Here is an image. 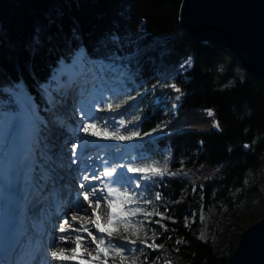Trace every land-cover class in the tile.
<instances>
[{
	"label": "trees",
	"instance_id": "1",
	"mask_svg": "<svg viewBox=\"0 0 264 264\" xmlns=\"http://www.w3.org/2000/svg\"><path fill=\"white\" fill-rule=\"evenodd\" d=\"M181 1L0 0V94L22 82L44 106L42 82L58 58L69 59L80 47L88 60L121 50L116 61L125 69L123 79L160 94L140 107L142 134L168 120L143 142L148 161L157 166L165 147L172 156L167 170L175 175L155 176L153 183L161 197L158 225L168 229L164 243L191 264H226L227 254L188 226L186 216L199 201L185 190L203 184L208 202L215 192L243 186L248 171L264 164V78L235 72L239 61L232 52L193 39L179 22ZM187 58L192 65L185 69ZM171 79L184 92L176 115L165 108L179 101ZM215 119L220 130H214Z\"/></svg>",
	"mask_w": 264,
	"mask_h": 264
},
{
	"label": "rangeland",
	"instance_id": "2",
	"mask_svg": "<svg viewBox=\"0 0 264 264\" xmlns=\"http://www.w3.org/2000/svg\"><path fill=\"white\" fill-rule=\"evenodd\" d=\"M82 50L84 52L83 48ZM122 53L123 52L120 50V51H117L116 53L108 55L107 57H101L100 59H98V61H96L98 64V66L96 67L97 72L101 73L103 71V67H105L108 71L107 78H102V80L98 79L100 80V85L97 84L94 87V89H97L95 92L96 93L98 92L100 96H98L97 100H93L94 97H92L93 101H91L92 103L90 104L91 95H89L88 97H85L84 100H81L77 107L78 109L81 110L82 107H85V106L91 107L93 105L94 108L98 109L99 117L102 118V120L99 119L101 122L99 120L96 122L97 128L95 130L102 132L105 128H107L109 133H114L115 131H119L120 128L117 127L118 129H115L116 126L115 128L112 127V124H110L109 122V117L106 112L110 111L108 110L107 105L111 103L113 105L112 110L118 109L122 111L118 120L123 119L125 121L124 126H126V127L122 126L121 128V129L126 128L124 129L126 131L125 132L120 131L119 134L117 135L127 136V135H131V133L134 131H139L141 133L142 138H133L132 140H128V141H138V142L135 147L131 148L129 146L130 152L124 155V157H121V158L111 157L108 159L105 158L109 160V163L112 164V168L116 169V172L123 170V169H128L129 167L143 168V167L152 166V165H155L156 167L163 170L164 168H168L171 165L172 156H171L170 149L168 147L164 148L163 150L164 159L162 161V164L160 166H157L155 162L148 161V156L144 152L143 142L148 137L156 136L158 132H162V129L167 124V121H168L167 118L162 123H160L159 126H161V130L153 132L152 135L150 136H144L142 134V131H141L142 128L139 123L140 107L142 103L146 99L152 96L154 97V100L157 102L159 100L160 94L157 93L156 90L141 91L138 86H132L123 79L125 69L120 67V64L116 61V58L123 56ZM82 58L85 59V55ZM185 63H187L188 68H190L191 58H187V60L183 64ZM87 64L90 65L92 63L87 62ZM56 66H57V69H58V66L59 68H63V67L67 68L65 66L64 61L61 59L57 60ZM91 67H93V64ZM118 67H120V69H117ZM55 69L56 67L52 70L51 75L53 76H50V78L59 79L57 72H54ZM245 70L246 69L242 67L240 63L235 66V72H238L239 74H243ZM113 73L117 74V77H114V78L117 80L116 82L118 84H115V85H113L110 82V80H112L113 78L112 76ZM113 83H115V81H113ZM172 84L176 85V81L174 79H171L170 83H168L169 86ZM62 86L66 87L68 86V84L62 85ZM177 87L180 89L179 86ZM94 89H92V91ZM5 90L6 92H3L2 94H0V108L1 106L8 108V107L15 106L16 104H18L17 101H19L18 100L19 94L15 93L16 94L15 96L16 99H15L14 98L15 94H13L12 92L17 90L16 92L19 91L20 93H22L26 89H24L22 82H18L17 86H15L14 88L6 87ZM9 90H12V92H10ZM96 93H95V96H96ZM183 95H184V92L181 91L179 93V97H182ZM58 97H60V94ZM74 100L78 101V97L75 96ZM180 100L181 99L179 98V101ZM49 101L50 99H48V102ZM46 104L47 103L45 102L44 106L40 109L35 104L36 109H38V112L39 110L41 111L39 113V116L44 118V121L42 123V126L44 127L43 129H41V131L44 133H47L46 122L48 121L51 122L50 117H49L50 114L47 115L48 114L47 110L49 109V111H51V107H54L56 110L59 108L55 103H52V104L50 103L49 105H46ZM62 104H64L63 109H62L63 112H66L67 109L74 112V110L77 109L75 108L76 107L75 104H72L71 102L67 100L63 101ZM117 104L120 105L119 108L116 107ZM178 107H179V104L165 105L166 111L168 113H170L171 111L172 115L177 114ZM206 110L208 111L211 109H206ZM10 113L11 111H9V114ZM171 114H169L168 119L171 118L170 117ZM7 115H8L7 111L0 112V117H5ZM90 115L91 117H93V119L89 120L87 118L88 122L83 119L84 117L82 114L79 116L78 113H75L73 117L71 116V118L73 119L72 120L73 123L71 125L75 126V127L73 126L75 128V130L73 131V134H71L72 130L71 131L68 130L69 133L66 132V128L69 127L68 125H69V122H71V119L68 121V123H64L63 121H61L63 118V114H59V115L57 114L56 116H54V119L52 122L54 126L53 131L55 132L59 131L58 133L65 136L66 139H64V137L63 138L60 137V142H62L61 143L62 145L60 148H59L60 144L58 142H57L58 143L57 145H55L56 143L51 144V142L48 141L49 139H47V141L45 142V146L46 147L48 146L49 150H45V146L43 144L44 150L42 151L41 158H45L47 154H50V155L53 154V157L55 158V160L62 161L61 157L71 156V159L74 158V161L73 162L71 161L72 166H70L69 170H71L70 171L72 173L71 175L73 177H76V173H73V168L77 166L78 161H79V159L76 158L78 152L80 150H84V155L81 161L90 159L89 155H91L93 152L89 150H85V149L89 145H91L90 142L98 138L95 136H91L90 134H85L82 131V127L85 125V123L87 124L95 120L94 115L92 113H90ZM80 118H82L83 120H80ZM104 118L105 120H107V123L105 127L104 126L101 127L103 125L101 123L104 121ZM39 123L37 125L38 128L40 127ZM77 124H79L78 125L79 128H76ZM81 124L82 126H80ZM58 128H62V130ZM112 128L114 132L112 131ZM89 137L92 139H89ZM55 140H58V138L55 137ZM104 140H108V139L102 138L99 140L96 139L95 141H104ZM42 142L44 141L39 140L40 144H42ZM66 143L70 144L71 147L70 145L68 146V144L66 145ZM77 144H79L80 147L76 149L77 152L75 155H73L72 154L73 146ZM54 145L55 147H53ZM69 148L71 149V151L69 150ZM92 156H95V154H92ZM41 158H37L36 160V157H35L34 163H36L37 161L41 162L40 160ZM82 166H85V165H80L81 168ZM67 169H68V166H65L64 171H60V170L58 171L59 174L62 176V178L65 177ZM42 172H44V170H42ZM79 174H81V170ZM135 174H137L140 177L139 183L141 186L136 187L135 186L136 182L132 181L131 194H129L125 198V201H127L128 203H135V206L130 205L129 207L125 208L123 210L124 213L123 214L121 213L120 215L122 217H126L128 216V213H130L132 214L131 219L122 218L121 221L118 223L119 226L116 224L117 220L114 219V224L110 226L109 225V222L111 221L110 218L105 220L102 216H99L100 223L104 227H106V223H107V225L111 227L109 228V231L111 229V233L114 236L111 235V238H113V241H107L106 248L109 252L105 250H103L104 253L99 252L100 255L102 256L101 258L103 261L97 262V264H166V262H169V261L171 262V264H191L187 259H185L184 257H181L180 255H175V254L171 255L170 252L168 251L167 244L164 243L163 227L159 226L158 223H156V221H159L157 218V213L158 212L162 213V210L159 204L156 202V198H155L157 194L153 186V183L155 182V176L149 180H144L142 178L143 174L141 173H135ZM90 176H92V174ZM62 178H60L61 182H63ZM120 178L124 181L129 179V177H127L126 175H121ZM76 180L79 181L78 177H76ZM125 184H126L125 185L126 187H129L127 183ZM141 193H143L142 196H141ZM185 193L195 196V198L199 201V205H196L193 208H191V210H189L186 216V222L188 226L191 227V229L193 230V233L196 236H198L202 240L211 242L217 252H219L220 254H228L234 249L243 229L246 226L250 225L251 223L257 221L264 213V164L248 171L245 177L243 186L230 189L228 193H225V194L215 192L214 198L210 199L208 202L205 201L206 193L204 191L203 184H198V183L188 184L186 187ZM77 194L78 192L75 189V196ZM122 197L123 196H121V198ZM121 201L122 203H125L124 198L121 199ZM133 201H137V202H133ZM145 201H151V202L146 203ZM46 203H47V208L50 209L51 203H52L51 200H47ZM33 204L34 202H32L31 206ZM85 204H87L86 201H85ZM106 208H107V205H106ZM137 208H139L140 210L138 212L134 211ZM44 211L48 213L49 210L42 209L41 207L37 215H42ZM148 213H151V214L148 215ZM88 214L83 213L84 216H92V212ZM73 215L74 214L72 213V210L59 211L58 213H56V215H54L55 216L54 224L58 227L60 225V222L68 220V218L70 220ZM70 221H72V219ZM54 227L48 228V231H53ZM90 227L92 228L94 227V225ZM71 230L72 229L70 228V231L67 232L66 234L70 233ZM54 231L57 232L58 235L61 234V232L59 231V228L57 230L54 229ZM153 232H155V236H153ZM42 233H44V231H42ZM94 235L96 236V240L100 241L98 238L97 231H95ZM108 239H110V237L106 238L105 240H108ZM133 240L136 241L135 244L129 243V241H133ZM153 240H155V243H157V245L162 244L163 247L154 250L153 248L146 247L145 244L142 243L143 241H147V243L151 244ZM109 242H111V244H115L118 248L121 245H124L125 247L123 248L122 251L117 252L115 249L110 248ZM71 245L72 243L65 246V248L73 247ZM93 245H95L94 242H93ZM74 247L77 248L78 246L76 245ZM133 248L136 249L135 252L130 251V249H133ZM96 252L97 251L87 252V255L89 254V256L92 259L99 258V255L94 254ZM64 254H68V253L64 252ZM65 261L66 260H61L63 264H70L68 262L65 263Z\"/></svg>",
	"mask_w": 264,
	"mask_h": 264
},
{
	"label": "bare ground",
	"instance_id": "3",
	"mask_svg": "<svg viewBox=\"0 0 264 264\" xmlns=\"http://www.w3.org/2000/svg\"><path fill=\"white\" fill-rule=\"evenodd\" d=\"M82 48L84 49V52H83ZM85 53H86V49L84 47H80L74 52V54L71 57H69V59H66L65 57L58 58V59H61L64 61L65 66L67 68H64V67L59 68V66H58V69H57V66H56L57 60H58L57 59L56 63L51 67L49 75L42 82V87L45 90V98H46V103H47L46 105H49L50 103L51 104L55 103L60 108V109L58 108L56 110L54 107H51V111H49V109L47 110L48 114L47 113L46 114L47 115L50 114L49 117L51 120V122H49V121L46 122L47 133H44L41 131L37 132L36 125H38L39 122L42 125L44 118L39 116V113L41 111L39 110V112H38V109H36L35 104L37 103V101L34 100V97L32 96V94H30L27 90L23 91L22 93H20L19 91H18L19 93L16 92L17 90L13 91V92H12V90H9L13 94H15V93L19 94L18 99L21 100L22 103L24 102V104L26 106L31 107V111L28 110V112H24V113L21 112V114H20V116L22 117V120L20 121V130L22 132V136H23V140H24L23 152L25 155L24 164H23V167H24V170H23L24 182L23 183H24V186L26 187V189H28L27 192L25 193L26 194V201L28 203V208L31 209L34 206H36L39 202L44 201V202H42L40 207H42V209L48 210L46 201L47 200L53 201L52 197H55L54 196L55 194H48L47 191L49 190L50 187H52L53 182L57 178V174H58L57 170L64 171L65 166H68L66 176H65V181L67 184L66 186L68 188L73 187V190L76 189L78 192V194L76 196H75V194H72V198H71V195L68 193L59 194V196L62 199L61 203H59V206H58L54 202L53 207H52V208L56 209L55 210L56 212H58V210L59 211L72 210V213L77 217V220L70 221L71 219L69 220V218H68L67 221H70V222H68V224H64L63 223L64 221H63V222H60V225H59L60 227L64 226L65 228H68V229L71 228L72 229L71 232L68 234H66V232H64V233H61L58 235L57 232L54 231V229L57 230L60 227L59 226L57 227L54 224L55 219H53L51 217H47V218L43 219L42 225L46 226V228H51L54 226L55 227H54L53 231L50 232V234H48V232H46V230L44 233V237L46 238V240L48 239V243L50 242L49 248H44L42 250H40V249L38 250L37 246L35 244V246L33 248V252H32V255L34 257L32 261H30L28 258L29 257V250H30L29 241L33 240L32 233L35 232L32 229V225L36 222L35 224L38 225L36 230L37 231H42V230H40L41 226L39 225V223L41 221L39 219V216H38V218L37 217H35V218L30 217L31 226L29 224V234L25 238V240L21 242L18 250L15 253L16 259H18V258L20 259V255L23 254L21 257H23L24 259H21V260L24 261V264H63V262H61V260L52 258V256H51L52 251H57L58 253L59 252H62V253L66 252L68 254H65V255H67L69 257L75 256V259H67L65 261V263L68 262L70 264H97V262H102L103 261L101 258L102 256L98 252H96L94 254L99 255V258H93L92 259L89 256V254L87 255V252L97 251V244L99 243V241L96 240L94 242L95 245H93V241L91 240V237H89L86 232H83L82 230L81 231H74L75 229L88 228V229L92 230L93 235L95 234V231H97L94 227H92V228L90 227L93 225V221L95 220L96 217L93 215L92 216H84L83 215V213H86V214L91 213L92 209L87 204H85V201L83 200V196L81 195L82 192L87 191L88 189H87V187L81 188L80 185L83 183L86 186L91 185L93 187H96L98 189V191H97L98 196L107 195V187H111L113 189H119V192H122V193L128 191L127 193L131 194L132 181L134 182L136 180V178L139 177L137 174H135L133 172H129L128 169L120 170L118 172L115 171L112 177L103 176L105 169L112 168V164H110L109 160H107V159L111 158V157H120V158L124 157V155H126L127 153L130 152L129 146L131 148L135 147L138 141H128V140L120 141V140H114V139H108L109 141L108 140L95 141L96 139H98V140L102 139L100 137L96 138L92 142L88 141L91 143V145H89L85 150L92 151L93 152L92 154H95V156H92V154H91V155H89L90 159L81 161V159L84 155V150H80L78 152L76 158H78L79 161H78L77 166H75L73 168V173H76V177H78L79 181L76 180V177H73L71 175L72 174L70 172L71 170H69L70 166H72L71 165L72 162L74 161V158L71 159V156L61 157L62 161L55 160V158L53 157V154L52 155L47 154L45 158H41L42 151L44 150L43 144L45 146V142L47 141V139H49L48 141H50L51 144L56 143L55 145H57L59 143L60 144L59 148L62 145L61 144L62 142H60V137H62V138L64 137V139H66L65 136L58 133L59 131L58 132L53 131L54 126H53L52 122H53L54 116H56L57 114H63V118L61 121H63L64 123H68V121L71 119V122H69V125H68L71 129L69 127H67L66 132L69 133V131L72 130L71 134H73V131L75 130V128H74L75 126L71 125L73 123V121H72L73 119L71 118V116L73 117V115L75 113H78L79 116L82 114L81 110L78 109V107H77L78 104L80 103V101L74 100V97L75 96L81 97L82 99H80V100H84L85 97L89 96L88 95V93H89L88 88H91L92 86H94L95 83L98 81L99 77L105 75V73L103 75L95 74L92 77V80L90 79L89 76L91 75L92 72L96 71V67L98 66L96 61H98V59H100V58L93 59V61H95V63L93 64V67H91L92 65L87 66L85 61H84V58H82L85 55ZM186 60H184L181 63V65L186 66L185 69L186 68L188 69V64L187 63L183 64ZM78 62H79V66L81 67L80 73L85 74V76L79 77V75L72 72L71 75L73 77H69L68 73H66V70L70 69L73 64H74V67L77 68ZM55 67H56V69L54 72H57L59 79L50 78V76H53V75H51V73ZM186 77H188V76H186ZM63 80H65V81H63ZM44 83H45V85H44ZM67 84H68V86H66V87L62 86V85H67ZM85 86H86L85 91L81 92ZM60 87H61V89H60ZM56 93H58V94H56ZM95 93L96 92L90 94L91 95L90 104L92 103L91 101L97 100L98 96H100L98 92L96 93V96H95ZM59 94H60V97H58ZM15 96H16V94H15ZM183 96L179 97L181 100L174 103V104L180 105V103L183 99ZM92 97H94L93 100H92ZM48 99H50L49 102H48ZM66 100L71 102L72 104H75V106H76L75 108H77V109L74 110V112L70 111L69 109H67L66 112H63L62 109H63V105L65 103L62 104V102L66 101ZM73 100H74V102H73ZM83 108L86 111H88L89 113H92L94 115L95 120L91 121V123H96L99 119L102 120V118L99 117L98 109L94 108L93 105L91 107L85 106ZM96 110H97V112H96ZM51 113H53V114H51ZM106 113L108 114L109 122H110V124H112V127L115 128V126H116L115 129L120 128L119 131H115V132L112 128V131L115 134H119L120 131H124V132L126 131V130H124L126 128L121 129L122 126H118V123H113V118H115V120L117 122L119 121L118 118L120 117V114L122 113V111H120L118 109H113V110H110L109 112H106ZM83 117H84L83 119L88 122L87 117H85V116H83ZM83 119L80 118V120H83ZM3 121H5L6 123L7 122L12 123L13 122L12 120H10V117H0V123H2ZM104 121H105V118H104ZM104 121L101 123V124H103L101 127H103V126L105 127L106 123ZM80 123H82V122H80ZM78 125L79 124H77L76 128H79ZM80 126H82V124ZM43 127L44 126H42L41 129H43ZM124 127H126V126H124ZM62 128H58V129L62 130ZM55 137H57L58 140H55ZM89 139H92V138L89 137ZM39 140L40 141L43 140L44 142H42V144H40ZM67 144L68 143H66V145ZM55 145L53 147H55ZM69 145L70 144H68V146ZM70 147H71V145H70ZM45 150H49V147L45 146ZM69 150L71 151L70 148H69ZM35 152H36V154H35ZM105 152L107 153L108 156L105 155V157H104L103 155ZM35 157H36V160H37V158H41L40 159L41 162L37 161L36 163H34ZM105 158H107V159H105ZM80 165H85V166H82V168H83L82 169L80 167ZM32 167L34 168L33 170H32ZM42 170H44V172H42ZM80 170H81V174H79ZM82 171H84V172H82ZM121 171L124 175L129 177V179H127L125 181L122 180L119 177ZM63 173H65V172H63ZM83 173L84 174L86 173L85 175H88V176H90L91 174L92 175H98L101 178L96 179V180H92L91 176H90V179L85 181L82 179V177L84 176ZM118 178L121 179L122 183L116 182ZM130 178H132V179L130 180ZM58 179H59L58 183H60L61 179L59 177H58ZM76 181H77V183H76ZM125 183H127V185L129 187H126ZM28 187L31 189L30 191H29ZM65 188L66 187H64L63 189H65ZM60 189L61 188H58L59 191H60ZM100 189H104V192H100L99 191ZM34 193H38V194L44 193V196L40 198L39 202H37L31 206L33 200L35 199ZM44 198H46V200H43ZM91 198L93 200H95V197H91ZM123 198H124L125 203H122V201H121V199H123ZM125 198H126L125 196H123L121 198V196H118L116 192H113L112 196L110 197V199L116 200L117 203L120 205V207L117 208L118 213L123 214L124 213L123 210L125 208L129 207L130 205L135 206V203H128L127 201H125ZM56 199H57V201H59L58 198H56ZM106 205H107L106 202H104L102 200L100 208H98L96 211V215L102 216L105 220L110 218L111 221L109 222V225L111 226L114 224V219L112 218V216L110 214L111 210L108 208V206L106 208ZM94 206L95 205L93 204V207ZM30 209L26 210V214H30L29 213ZM131 217H132V214H130V213H128V216H126V217L120 216V218L116 219L117 220L116 224L118 225V223L121 221L122 218L131 219ZM109 225H107V223H106L105 228L108 230H109V228H111ZM69 226H71V227L69 228ZM35 233L37 235V232H35ZM41 235H43V234L38 233V236H41ZM61 235L69 237V240L67 243L61 242L59 240V236H61ZM111 235H113L111 233V229H110V231L105 232V234L104 233H98L99 240H100L101 236H104L105 239L110 237V239L105 240L106 242H104L103 244H100L101 249L108 251L106 248L107 241H113V238H111ZM76 236L81 237V240L79 242L80 245L77 248L74 247L77 245V243L75 242ZM70 243H72L71 246H73V247L65 248V246L69 245ZM24 244H28L29 248L27 249L26 246L24 247ZM104 244H106V245H104ZM74 248L76 249L75 253H73V251H72V249H74ZM100 252L104 253L103 251H100ZM42 257H43V259L41 260L40 258H42ZM16 259L13 260L14 264L16 263Z\"/></svg>",
	"mask_w": 264,
	"mask_h": 264
},
{
	"label": "water",
	"instance_id": "4",
	"mask_svg": "<svg viewBox=\"0 0 264 264\" xmlns=\"http://www.w3.org/2000/svg\"><path fill=\"white\" fill-rule=\"evenodd\" d=\"M179 22L193 39L226 48L264 78V0H182ZM226 264H264V213L243 229Z\"/></svg>",
	"mask_w": 264,
	"mask_h": 264
},
{
	"label": "snow or ice",
	"instance_id": "5",
	"mask_svg": "<svg viewBox=\"0 0 264 264\" xmlns=\"http://www.w3.org/2000/svg\"><path fill=\"white\" fill-rule=\"evenodd\" d=\"M170 87H172L176 92H181V90L175 85V84H172L170 85ZM117 108L120 107L119 104L116 105ZM107 108L108 110H112L113 108V105L111 103H109L107 105ZM81 112H82V115L87 117L89 120L93 119V117H91L90 113L88 111H86L83 107L81 109ZM208 115L209 116H212L213 115V112L212 110H208ZM105 123H107V120L104 121ZM113 123H118V126H124L125 125V121L123 119H120L118 122L115 120V118H113ZM214 126L219 128V122L218 121H214ZM97 128V124L96 123H87L85 124L83 127H82V131L86 134H90L91 136H95V137H100V138H103V139H114V140H120V141H126V140H132L133 138H142L141 136V133L139 131H134L131 133V135H117L115 133H109L107 128H105L102 132L101 131H96L95 129ZM161 130V126H158L156 129H153L151 132H145L143 133L144 136H150L152 135L153 132L155 131H159ZM80 147L79 144L77 145H74L73 146V149H72V154L75 155L76 154V149ZM247 147V145H246ZM167 163V162H166ZM123 167V166H122ZM116 171L115 168H110V169H105L104 173H103V176L105 177H112L114 172ZM128 171L129 172H135V173H141L143 174L142 175V178L144 180H149L151 179L152 177L154 176H160V177H163L164 175L166 174H170V175H175V173H169L167 168H164L163 170H161L160 168L156 167L155 165H152V166H146V167H143V168H131L129 167L128 168ZM101 177H99L98 175H92L91 176V179L92 180H96V179H100ZM83 180L87 181L90 179V177L88 175H84L82 177ZM132 178H130L131 180ZM139 180H140V177H137L136 178V184L135 186L136 187H140V183H139ZM117 183H122L121 179H117L116 181ZM81 188H86L87 187V191H84L81 193V195L83 196V200L87 202L88 206L92 209V215L95 216V220L93 221V225H94V228L97 230L98 233H105V232H108L109 230L106 229L101 223H100V217L98 215H96V211L98 208H100L101 206V201L103 200L104 202H106L108 208L111 210V216L113 219H118L120 218V215L121 213H118L117 212V208L120 207V205L117 203L116 200L114 199H110V197L112 196L113 192H116L118 196H125L127 197L129 194L127 192H124V193H121L119 192V189H113L111 187H107V195H100L98 196L97 195V191L98 189L96 187H93L91 185H88L86 186L85 184H81L80 185ZM147 187V186H145ZM100 192H104V189H100L99 190ZM143 195V193H141V196ZM91 197H95V200H93ZM157 200H159L161 197H160V194L157 193L156 194V197H155ZM133 202H137V201H133ZM146 203H150L151 201H145ZM93 204L95 205L93 207ZM131 210V209H130ZM140 209L137 208L135 209L134 211L138 212ZM151 213H148V215H150ZM157 215L161 216L163 218V214L162 213H157ZM72 220H76L77 217L75 215H73L71 217ZM168 219H171V217H168ZM64 224H68V221L65 220L63 222ZM156 223H160V221H156ZM71 226H69L70 228ZM162 227L164 228L165 231H167V227L166 225H162ZM69 229L68 228H65L64 226H61L59 228V231L61 233H64V232H67ZM83 231V232H86L87 235L89 237H91V240L93 242L96 241V236L93 235L92 231H90L88 228H82V229H75L74 231ZM153 236H155V232H153ZM59 240L61 242H64V243H67L68 240H69V237L67 236H64V235H61L59 236ZM81 240V237L80 236H76L75 238V242L77 243V246H79V242ZM105 242V237L104 236H101L100 238V241L99 243L97 244V252L99 253L100 251H103V249L100 248V244H103ZM110 243V248L111 249H115L117 252H120L123 250V248L125 247L124 245H121L119 248L115 245V244H111ZM129 243H132V244H135L136 241H129ZM142 243L145 244L146 247L148 248H153L154 250L155 249H158V248H162L163 245H157L155 243V240L152 241L151 244L147 243V241H143ZM177 243H180V241H177ZM73 253H75L76 249H72ZM130 251L132 252H135L136 249L133 248V249H130ZM51 256L52 258L54 259H58V260H67V259H75V256H72V257H69L67 255H65L64 253L62 252H57V251H52L51 252ZM166 264H171V262H166Z\"/></svg>",
	"mask_w": 264,
	"mask_h": 264
},
{
	"label": "built area",
	"instance_id": "6",
	"mask_svg": "<svg viewBox=\"0 0 264 264\" xmlns=\"http://www.w3.org/2000/svg\"><path fill=\"white\" fill-rule=\"evenodd\" d=\"M191 65H192V60H191ZM213 111V109H211Z\"/></svg>",
	"mask_w": 264,
	"mask_h": 264
}]
</instances>
